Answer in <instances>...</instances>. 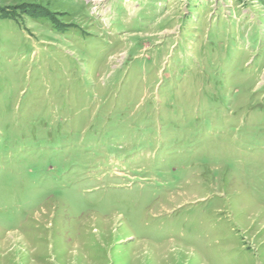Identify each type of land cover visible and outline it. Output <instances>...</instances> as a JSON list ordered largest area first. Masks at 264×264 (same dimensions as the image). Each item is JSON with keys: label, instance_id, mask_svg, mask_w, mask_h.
Wrapping results in <instances>:
<instances>
[{"label": "rangeland", "instance_id": "obj_1", "mask_svg": "<svg viewBox=\"0 0 264 264\" xmlns=\"http://www.w3.org/2000/svg\"><path fill=\"white\" fill-rule=\"evenodd\" d=\"M0 264H264V0H0Z\"/></svg>", "mask_w": 264, "mask_h": 264}]
</instances>
